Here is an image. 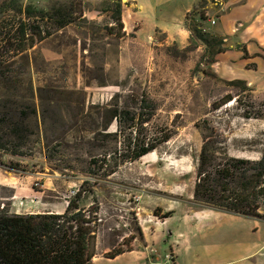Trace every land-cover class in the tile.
<instances>
[{
	"label": "rangeland",
	"instance_id": "rangeland-1",
	"mask_svg": "<svg viewBox=\"0 0 264 264\" xmlns=\"http://www.w3.org/2000/svg\"><path fill=\"white\" fill-rule=\"evenodd\" d=\"M55 1L73 10V21L21 54L0 52V72L9 75L7 82L0 77V118L8 108L10 119L26 128L9 137V125L0 121V137L5 133L7 142L0 148V166L22 180L16 211H62L66 199L88 180L92 192L82 204L98 210L94 264H114L103 254L131 236L136 238L130 239L133 250L126 258L144 255L155 264L220 263L237 259L242 243H250L255 234L258 242L264 241V219L240 216L235 223L190 217L203 210L194 207L191 198L204 121L226 141L229 154L238 157L256 158L258 153L247 149L254 144L249 140L264 132V118L244 119L234 102L215 109L227 94L247 92L214 70L206 46L193 31L221 36L217 24L226 11L224 0L198 2L176 39L157 34L145 42L120 35L111 13L104 10L106 0H22L43 9ZM190 1L163 9L170 13L175 5ZM246 33H258L264 42L258 27ZM235 42L229 36L225 43ZM221 57L217 54L216 61ZM247 86L257 104L264 99V85ZM116 105L145 119L151 114L142 130L159 142L102 177L91 158L104 152V133L117 129L116 121L104 114ZM22 110L27 113L24 119ZM165 137L168 140L161 141ZM14 146L19 151L13 152ZM8 195L0 188V196ZM168 210H173L171 217L154 215ZM1 211L10 213L8 207ZM259 211L264 213V204ZM232 247L235 256L229 255ZM224 251L225 257L220 254ZM230 264H264V246L258 255Z\"/></svg>",
	"mask_w": 264,
	"mask_h": 264
},
{
	"label": "trees",
	"instance_id": "trees-1",
	"mask_svg": "<svg viewBox=\"0 0 264 264\" xmlns=\"http://www.w3.org/2000/svg\"><path fill=\"white\" fill-rule=\"evenodd\" d=\"M103 7L111 13L112 21L117 24L120 35H123L122 1L106 0ZM194 8L191 11H194ZM72 11L59 1H55L48 9H43L31 3L24 4L22 0H1L0 52L18 55L32 48L73 21ZM189 13L186 14L185 21ZM193 31L196 38L206 46L211 63L216 61L217 54L230 49L223 36L195 29ZM236 48L243 51L244 58L249 57L244 44H238ZM255 66L254 63L246 65L247 68ZM0 77L5 82L9 80L7 73L0 72ZM228 83L242 84L247 92L227 94L221 102L214 104L215 109L234 102L244 119H263L264 99L257 104L252 98L253 90L248 88L244 80L233 79ZM19 113L22 119L27 115L23 110ZM104 114L116 121L117 129L104 133L102 138V141H106L103 145L104 152L96 158L92 157L91 163L95 169L101 171L102 177H107L114 173L121 163L137 160L155 149L159 141L148 137L142 130L151 114L145 119L140 113L119 108L117 105L105 110ZM0 121L9 125L10 132L7 134L9 137H17L20 130H26L23 123L10 119L8 108L3 109ZM260 135L261 138L249 140V143L254 144H249L247 148L256 151L258 156L238 157L229 154L226 141L221 140L212 126L204 121L202 144L195 157V178L191 198L194 207L264 219V213L259 211L264 204V132ZM2 136L0 148L5 149L7 142ZM166 140L167 137L161 141ZM233 145L238 148V144ZM16 147L11 148L13 152L19 151ZM89 183L88 180H84L74 194L66 199L65 209L61 213L17 214L1 211L0 264H93L92 258L96 254L98 210L92 205L85 207L82 204L85 197L92 192ZM154 215L168 218L173 215V210H168L160 216ZM138 234L140 238L143 237L140 227ZM134 238L136 236L130 237L131 240ZM130 239L117 246L113 245L103 255L114 258L133 250Z\"/></svg>",
	"mask_w": 264,
	"mask_h": 264
},
{
	"label": "crops",
	"instance_id": "crops-1",
	"mask_svg": "<svg viewBox=\"0 0 264 264\" xmlns=\"http://www.w3.org/2000/svg\"><path fill=\"white\" fill-rule=\"evenodd\" d=\"M121 1L123 32L126 35H131L140 42H145L151 40L157 34H163L167 38L172 37L176 39L177 34L175 33L178 31L183 32L181 27L184 26L186 14L202 0H191L184 5H175L170 13L164 10L163 7L177 4L181 0ZM224 6L226 7V11L219 17L217 31L221 36L225 37L226 40L229 36L234 37L236 44H226L230 49L220 53L222 55L221 61H215V63H213L214 70L217 71L223 79H240L244 80L247 85H264V55L259 52V49L264 51V42L258 33H250V35L246 33L249 29L258 27L259 32L264 35V0H224ZM238 44L245 45L249 54L248 58H244L243 51L236 48ZM253 63L256 65L255 68L246 67V65ZM233 69H238V72L231 74ZM259 75L263 77L257 78ZM21 183L22 180L20 175H17L15 171H10L0 166V188H6L9 192L8 196H0V209L5 210V207H8L10 213L21 214L19 211H16L20 208L19 202H21V200L18 201L17 198L19 197L18 195L21 194L20 191H23ZM40 202H42L41 199ZM64 209L62 211L53 210L48 212L61 213ZM206 216L211 218V220L233 219L235 223L241 220L238 215L228 214L213 209L197 210L190 215V217L195 219H201ZM253 231H258V228H253ZM236 232H239V230H236ZM242 245V254L235 256L234 247L229 250V255H233L237 257V259H227L226 261L220 263L216 262L215 264H230L234 260H248L259 254L264 246V241L258 242V236L255 234L250 240V243L245 244L243 242ZM131 252L132 251H126L114 258L105 257V259L112 261L114 264L158 263H152L144 255L137 256L134 260H128L126 258V253ZM140 253H143V251L140 250ZM220 254L223 257L226 256L225 251ZM94 259H96L95 255L92 258L93 264Z\"/></svg>",
	"mask_w": 264,
	"mask_h": 264
},
{
	"label": "built area",
	"instance_id": "built-area-1",
	"mask_svg": "<svg viewBox=\"0 0 264 264\" xmlns=\"http://www.w3.org/2000/svg\"><path fill=\"white\" fill-rule=\"evenodd\" d=\"M210 23H211V24H214V23H215V20H213V19L210 20Z\"/></svg>",
	"mask_w": 264,
	"mask_h": 264
}]
</instances>
